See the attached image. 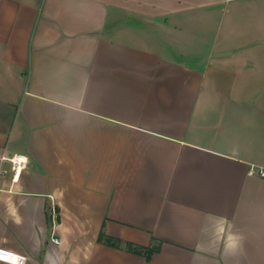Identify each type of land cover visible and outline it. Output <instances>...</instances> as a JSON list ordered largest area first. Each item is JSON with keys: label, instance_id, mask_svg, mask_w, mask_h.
Segmentation results:
<instances>
[{"label": "crops", "instance_id": "obj_1", "mask_svg": "<svg viewBox=\"0 0 264 264\" xmlns=\"http://www.w3.org/2000/svg\"><path fill=\"white\" fill-rule=\"evenodd\" d=\"M0 151L24 264H264V0H0Z\"/></svg>", "mask_w": 264, "mask_h": 264}, {"label": "built area", "instance_id": "obj_2", "mask_svg": "<svg viewBox=\"0 0 264 264\" xmlns=\"http://www.w3.org/2000/svg\"><path fill=\"white\" fill-rule=\"evenodd\" d=\"M29 166L28 156L21 153L7 154L6 152L0 151V178L11 177L12 182H18L22 175V172ZM263 174V173H262ZM52 210L56 213V206L52 204ZM54 241L59 243L58 238H54ZM9 253V252H8ZM9 257L6 261L13 264H24L25 258L9 253Z\"/></svg>", "mask_w": 264, "mask_h": 264}, {"label": "trees", "instance_id": "obj_3", "mask_svg": "<svg viewBox=\"0 0 264 264\" xmlns=\"http://www.w3.org/2000/svg\"><path fill=\"white\" fill-rule=\"evenodd\" d=\"M100 240H104L106 243L113 245V246H121L122 241L120 239L117 238H113V237H108L105 236V234H101L100 236ZM127 247L137 253L140 254H145V256L150 259L152 257V255L159 250V247H139V246H135L131 243H127Z\"/></svg>", "mask_w": 264, "mask_h": 264}, {"label": "bare ground", "instance_id": "obj_4", "mask_svg": "<svg viewBox=\"0 0 264 264\" xmlns=\"http://www.w3.org/2000/svg\"><path fill=\"white\" fill-rule=\"evenodd\" d=\"M7 258H10L9 253L5 250L0 249V259L5 260Z\"/></svg>", "mask_w": 264, "mask_h": 264}]
</instances>
